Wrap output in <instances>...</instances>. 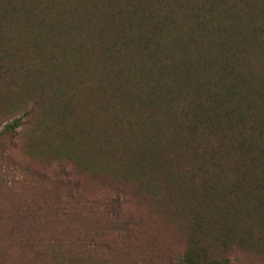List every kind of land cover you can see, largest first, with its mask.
I'll list each match as a JSON object with an SVG mask.
<instances>
[{
    "label": "trees",
    "instance_id": "1",
    "mask_svg": "<svg viewBox=\"0 0 264 264\" xmlns=\"http://www.w3.org/2000/svg\"><path fill=\"white\" fill-rule=\"evenodd\" d=\"M9 109L0 136L33 118L31 153L165 220L178 264L264 262V0H0Z\"/></svg>",
    "mask_w": 264,
    "mask_h": 264
},
{
    "label": "rangeland",
    "instance_id": "2",
    "mask_svg": "<svg viewBox=\"0 0 264 264\" xmlns=\"http://www.w3.org/2000/svg\"><path fill=\"white\" fill-rule=\"evenodd\" d=\"M19 115L16 109L0 110V130ZM29 119L11 135L0 136V264H178L180 233L146 214L139 201L121 207L119 214L102 209L113 196L108 186L69 169L63 157L31 153L28 146L36 139ZM67 177L75 201L68 196ZM28 233L58 240L63 253L39 255L21 238ZM231 264L264 262L235 253Z\"/></svg>",
    "mask_w": 264,
    "mask_h": 264
}]
</instances>
